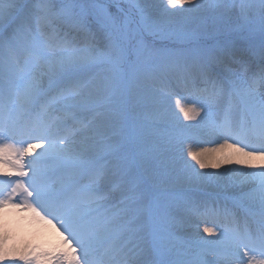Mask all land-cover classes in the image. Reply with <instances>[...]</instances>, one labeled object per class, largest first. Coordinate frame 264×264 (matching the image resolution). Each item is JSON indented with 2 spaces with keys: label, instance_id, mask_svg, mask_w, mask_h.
<instances>
[{
  "label": "snow or ice",
  "instance_id": "6c2138e0",
  "mask_svg": "<svg viewBox=\"0 0 264 264\" xmlns=\"http://www.w3.org/2000/svg\"><path fill=\"white\" fill-rule=\"evenodd\" d=\"M185 3L201 6L167 0L170 8ZM205 11L206 29L223 39L212 55L170 69L185 82L204 84L199 108L180 111L187 120H205L215 109L209 130L223 143L213 151L222 152L224 164L253 169H225L237 177V210L225 209L232 226L215 246L203 237L182 238L183 219L156 194L174 170L175 160L165 155L176 137L162 134L150 114L141 119L128 111L129 93L149 91L156 71L145 67L143 41L128 22L95 0H0V164L28 177L0 180V210L39 209L58 223L70 253L50 262L264 264V163L258 170L253 163L264 161V0H210ZM81 33L87 42L77 45L74 35ZM80 114L91 119L78 121ZM70 120L76 122L69 128ZM33 152L29 175L21 161ZM188 155L206 167L202 153ZM113 192L124 194L118 210L107 206ZM5 255L0 247V260ZM17 259L40 264L30 254Z\"/></svg>",
  "mask_w": 264,
  "mask_h": 264
},
{
  "label": "rangeland",
  "instance_id": "374dc122",
  "mask_svg": "<svg viewBox=\"0 0 264 264\" xmlns=\"http://www.w3.org/2000/svg\"><path fill=\"white\" fill-rule=\"evenodd\" d=\"M30 2L38 4L39 0ZM95 2L101 4L109 13H118L121 22H128L132 34L137 40L143 41L141 60L146 62L145 67L156 70L150 90L130 92L127 103L131 114L141 119L145 113L150 114L154 126L162 134L176 137L172 149L165 155L166 159L175 160L174 170H169V174L162 177L164 184L156 190L161 202L170 206L172 216L180 218V213L188 209L193 198L199 201L208 200L213 199V196L233 192L235 187L219 188L215 184L217 167L213 168L205 158H201L206 167L200 168L191 156L186 155V152L198 151L197 147L203 144L196 138L202 132V128L197 130L193 125L208 127V119L215 118L216 112L205 120H201L200 116L187 120L177 107H192L195 103L199 108V101L203 96L197 95L201 99L197 101L182 98L167 89L168 83L175 88L173 80L178 78L170 69L177 65H192L199 59L212 55L214 46L223 39L205 27L207 18L205 9L210 0H198L201 6L193 9H190L187 3L182 9L170 8L167 0H95ZM79 36L80 34L74 35L75 42L77 45H83ZM233 68L238 71L235 66ZM168 99L174 101L173 106ZM203 115L204 113L201 116ZM22 163L24 166L28 165V161L22 160ZM113 179L119 181V177ZM209 187L218 188L220 193L213 194L208 190ZM184 198L187 202L183 201ZM123 199V193L113 192L109 198L111 203L109 202L107 206L118 210ZM195 212L198 213V210ZM141 222L146 223L147 217H143ZM21 263L17 261L15 264Z\"/></svg>",
  "mask_w": 264,
  "mask_h": 264
},
{
  "label": "bare ground",
  "instance_id": "6f19581e",
  "mask_svg": "<svg viewBox=\"0 0 264 264\" xmlns=\"http://www.w3.org/2000/svg\"><path fill=\"white\" fill-rule=\"evenodd\" d=\"M79 39H82L81 40L82 44H85L87 42V37L83 33L80 34ZM193 81L194 83L191 85ZM174 82H175V88L174 86H171L169 83L167 84V88L170 90L179 89L181 91L182 90L195 91V89H198L201 86L200 84H203L202 81H200V79L188 80L186 82V85L183 84V82H178V83L176 81ZM168 102H170L173 106L174 101L169 100ZM221 103L223 104L224 101H222ZM177 109L180 110L181 108L177 107ZM214 112H216L215 109ZM202 114L203 111H201V115ZM216 117L217 115L215 116V118ZM86 118L91 119V117L87 116V114H80L77 117V120L83 121ZM100 120L102 121L103 117H101ZM210 120H214V119H211L210 117L208 119V125ZM75 122L76 121L70 120L67 127L70 128L72 124ZM193 127H195L197 130L202 128V132H200V134L197 135L196 138L197 140H201L203 144L202 145L199 144L200 146L197 147L199 148V150L195 152L202 153L201 158L203 159L205 158L208 164L213 168H215L213 165H219L217 169L215 168V170L218 171L216 172L217 178H215L216 179L215 184L218 185L219 188L221 187L227 189V188L235 187V189H233L234 190L233 192L230 191V193H227V195L223 194V196L219 195L215 199L220 202L221 209H224L223 201L224 204H226V202L228 201L227 206L232 207L231 210H235L234 207L235 198L233 199L232 196L234 194L235 195L238 194L239 192L238 191L239 188L236 186L237 177L233 172H225V169L226 168L235 169L240 167H243L244 171H252L253 169L247 168L245 166L237 165L235 161H233L231 164H224L222 162V152L213 151V149L219 148V144L223 143L221 137L212 133L209 130V126L203 127L200 125L199 126L193 125ZM229 142L231 143V141ZM5 143L8 142L5 141ZM34 143H39V141L36 142L34 141ZM16 147H21V145L17 144ZM44 147H47V145L45 144ZM39 151H41V149H36V152ZM222 151L225 154L231 153V149H223ZM188 153L189 152H186V155H188ZM34 155L35 152L30 153L27 156H25L23 159L24 160L30 159ZM9 158L12 159L13 162H16L14 157H9ZM253 163L256 165L255 170H258L259 165L264 163V161L255 160L253 161ZM24 170L28 173H31L28 166H24ZM11 172L15 175H18L17 170L14 169L11 166V164H0V179H4L7 175H10ZM208 190L216 195L220 193L218 188L214 189L209 187ZM20 199H22V197L19 198V200ZM43 215L44 213L39 211V209H37V211L34 212L31 209L24 210L20 207H16L13 204H9L5 206V208L0 210V221H1L0 247H2L4 252L6 253L4 258L0 260V264H15L17 263V261H19L17 259L18 257H20L21 255H28V254L32 256H38L40 258V264H54V261L51 262L49 261V257H55L56 255H59L62 252L70 253L69 245L65 241V237H67V233H64L62 235L61 233L63 232V230L59 228L58 223L54 220L49 222L50 219L45 218ZM198 217L199 219H197ZM180 218H182L184 221L183 226L180 229V233L182 232V234L185 237H188L190 241L193 242L200 241L201 237H203L204 240L213 242V245L210 246H215L223 242H226V236L220 235L221 231L218 228L219 225L217 223L216 225L209 223L210 221L209 217L202 216L201 214L198 215L194 213L193 210H189L186 213H182V214L180 213ZM204 227H209L214 229L215 235H209L208 233H205L203 231ZM73 246H74V242H73Z\"/></svg>",
  "mask_w": 264,
  "mask_h": 264
}]
</instances>
